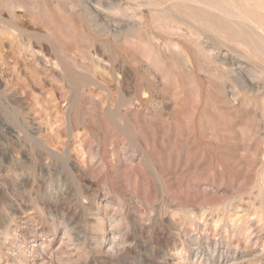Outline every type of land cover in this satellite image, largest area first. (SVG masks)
Returning a JSON list of instances; mask_svg holds the SVG:
<instances>
[{"label": "rangeland", "instance_id": "374dc122", "mask_svg": "<svg viewBox=\"0 0 264 264\" xmlns=\"http://www.w3.org/2000/svg\"><path fill=\"white\" fill-rule=\"evenodd\" d=\"M0 264H264V0H0Z\"/></svg>", "mask_w": 264, "mask_h": 264}]
</instances>
